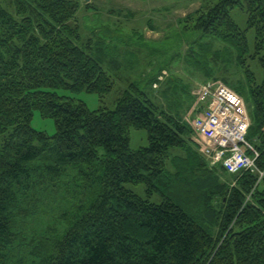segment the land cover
Wrapping results in <instances>:
<instances>
[{
  "label": "trees",
  "instance_id": "16d2710c",
  "mask_svg": "<svg viewBox=\"0 0 264 264\" xmlns=\"http://www.w3.org/2000/svg\"><path fill=\"white\" fill-rule=\"evenodd\" d=\"M80 6L0 0V264H264V78L256 84L245 70L251 102L245 140L258 154L257 172L229 175L220 168L231 187L191 151L192 129L133 86L113 110L90 111L55 92L101 97L114 85L95 58L100 43L82 40ZM236 8L247 13L264 72V55L258 56L264 0H218L194 28L242 56L247 39L230 17ZM36 111L53 120L52 137L32 129ZM131 128L147 132V147L130 149ZM168 160L175 172L164 178ZM189 169L197 179L187 176ZM69 170L80 177V191L61 189ZM125 184L145 185L147 199ZM61 191L70 201L77 193V203L59 209ZM154 193L160 204L149 202ZM49 210L61 229L49 226V237L27 245L23 230Z\"/></svg>",
  "mask_w": 264,
  "mask_h": 264
},
{
  "label": "rangeland",
  "instance_id": "374dc122",
  "mask_svg": "<svg viewBox=\"0 0 264 264\" xmlns=\"http://www.w3.org/2000/svg\"><path fill=\"white\" fill-rule=\"evenodd\" d=\"M80 6L76 22L80 28L83 41L99 42L95 58L103 60V68L112 76L114 85L106 95L86 92L70 93L55 91L59 96L83 102L90 111L100 108L113 110L115 102L125 91H132V86L145 95L160 110L180 118L192 129V120L196 115L198 104L190 95L192 89L206 81L220 82L238 94L244 101L247 111H251V102L245 83V70L248 68L254 76L255 83L261 84L264 72L260 66L255 50V32L247 27V13L236 8L230 11V17L240 30L245 32L247 51L242 55L227 42L211 36H204L194 26L202 12L218 0H91L90 9ZM264 55V49L259 51ZM116 64V65H115ZM111 68H110V67ZM115 66V67H114ZM31 127L49 137L55 134L52 119L44 118L40 112L33 113ZM193 131V130H192ZM129 146L131 150L148 146L145 130L129 129ZM191 151L202 159L201 141L194 131L191 134ZM181 155L179 150H170V155ZM206 162V161H205ZM217 171L221 182L234 184L222 173L219 166L211 167ZM174 168L171 161L166 162L165 177H172ZM257 171H254L255 173ZM63 180L67 187L61 189L78 190L82 184L80 177L69 170ZM187 176L197 179V173L189 169ZM261 178V177H260ZM124 187L143 199H147L145 185L125 184ZM167 189V188H163ZM67 191L72 195L73 191ZM80 191V190H78ZM165 194H169L164 191ZM74 194V193H73ZM62 197L54 201L59 209H69L75 205V198L70 201ZM149 202L160 204L162 196L154 193L148 196ZM182 206V203H177ZM72 212V210H69ZM34 222H29L23 230V238L28 245L42 237H49V226L62 227V221L50 222L52 212L40 215ZM56 220V216L54 217ZM25 245V249L27 247ZM25 259L27 258L24 250ZM26 262H30L28 259Z\"/></svg>",
  "mask_w": 264,
  "mask_h": 264
},
{
  "label": "built area",
  "instance_id": "2783aa9c",
  "mask_svg": "<svg viewBox=\"0 0 264 264\" xmlns=\"http://www.w3.org/2000/svg\"><path fill=\"white\" fill-rule=\"evenodd\" d=\"M191 96L198 104L191 125L207 165L219 166L229 175L257 171L258 154L245 140L250 120L241 97L214 81L198 85Z\"/></svg>",
  "mask_w": 264,
  "mask_h": 264
},
{
  "label": "water",
  "instance_id": "95a60500",
  "mask_svg": "<svg viewBox=\"0 0 264 264\" xmlns=\"http://www.w3.org/2000/svg\"><path fill=\"white\" fill-rule=\"evenodd\" d=\"M84 3H89L91 0H82Z\"/></svg>",
  "mask_w": 264,
  "mask_h": 264
}]
</instances>
